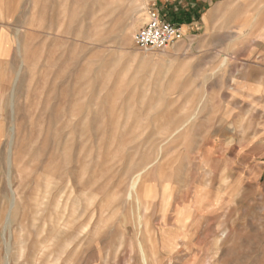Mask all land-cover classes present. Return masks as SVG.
<instances>
[{
  "label": "rangeland",
  "instance_id": "rangeland-1",
  "mask_svg": "<svg viewBox=\"0 0 264 264\" xmlns=\"http://www.w3.org/2000/svg\"><path fill=\"white\" fill-rule=\"evenodd\" d=\"M0 6V264H264V0Z\"/></svg>",
  "mask_w": 264,
  "mask_h": 264
},
{
  "label": "built area",
  "instance_id": "built-area-1",
  "mask_svg": "<svg viewBox=\"0 0 264 264\" xmlns=\"http://www.w3.org/2000/svg\"><path fill=\"white\" fill-rule=\"evenodd\" d=\"M183 37V25L167 19L153 9L150 11L148 22L134 34V41L141 49H164Z\"/></svg>",
  "mask_w": 264,
  "mask_h": 264
},
{
  "label": "crops",
  "instance_id": "crops-1",
  "mask_svg": "<svg viewBox=\"0 0 264 264\" xmlns=\"http://www.w3.org/2000/svg\"><path fill=\"white\" fill-rule=\"evenodd\" d=\"M190 1L199 2V3L206 2V0H190ZM15 26H16L15 17L4 15L1 9V6H0V55L8 51L10 49V46H11V50L14 49L13 44L11 43L10 45L9 40L13 38ZM9 33H11V36H9ZM263 81H264V78H263ZM258 93H264V89Z\"/></svg>",
  "mask_w": 264,
  "mask_h": 264
}]
</instances>
